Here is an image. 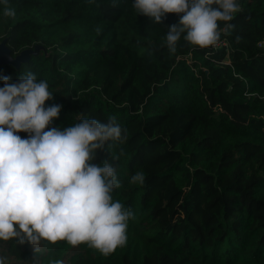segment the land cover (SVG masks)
<instances>
[{"label": "trees", "instance_id": "16d2710c", "mask_svg": "<svg viewBox=\"0 0 264 264\" xmlns=\"http://www.w3.org/2000/svg\"><path fill=\"white\" fill-rule=\"evenodd\" d=\"M237 2L219 47L182 35L175 53L166 34L182 14L156 23L134 0H9L14 17L0 4L11 54L39 46L0 76L34 72L52 92L45 107L62 106L45 131L109 117L127 130L93 162L114 164L113 200L134 213L125 245L107 256L63 240L40 253L0 242L10 264H264V0ZM138 171L143 185L130 183Z\"/></svg>", "mask_w": 264, "mask_h": 264}, {"label": "clouds", "instance_id": "9594fccd", "mask_svg": "<svg viewBox=\"0 0 264 264\" xmlns=\"http://www.w3.org/2000/svg\"><path fill=\"white\" fill-rule=\"evenodd\" d=\"M0 4L4 16L16 15L9 0ZM133 7L156 23L166 13L182 14L168 26L170 53L176 52L182 35L200 49L219 47L221 35L231 34L235 26L230 21L242 10L237 0H134ZM0 80V242H27L40 253L42 242L63 240L73 247L87 244L104 256L124 246L134 213L113 200L112 192L121 186L114 164L93 161L108 141L123 143L127 130L109 117L107 122L82 118L45 131L62 107H45L52 99L48 83L31 71L14 82L10 76ZM21 131L27 138L16 134ZM144 181L141 171L130 178L132 184ZM5 247L0 245V253ZM0 264H10V257L0 254Z\"/></svg>", "mask_w": 264, "mask_h": 264}, {"label": "water", "instance_id": "95a60500", "mask_svg": "<svg viewBox=\"0 0 264 264\" xmlns=\"http://www.w3.org/2000/svg\"><path fill=\"white\" fill-rule=\"evenodd\" d=\"M39 46L36 45L34 48H26L21 50L19 53L12 55L11 51L6 44V39L0 41V65L10 64L13 66H19L21 62L29 59L30 54H36Z\"/></svg>", "mask_w": 264, "mask_h": 264}, {"label": "rangeland", "instance_id": "374dc122", "mask_svg": "<svg viewBox=\"0 0 264 264\" xmlns=\"http://www.w3.org/2000/svg\"><path fill=\"white\" fill-rule=\"evenodd\" d=\"M31 247L33 248V246L31 245Z\"/></svg>", "mask_w": 264, "mask_h": 264}]
</instances>
